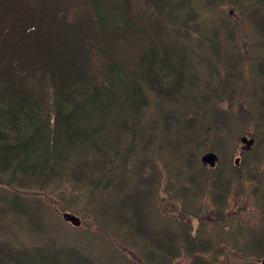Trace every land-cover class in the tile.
<instances>
[{"label":"trees","instance_id":"16d2710c","mask_svg":"<svg viewBox=\"0 0 264 264\" xmlns=\"http://www.w3.org/2000/svg\"><path fill=\"white\" fill-rule=\"evenodd\" d=\"M257 50L264 0H0V264H220L241 250L236 174L200 158L236 140L225 119L248 125L228 79L264 68ZM198 69L227 115L196 99Z\"/></svg>","mask_w":264,"mask_h":264},{"label":"rangeland","instance_id":"374dc122","mask_svg":"<svg viewBox=\"0 0 264 264\" xmlns=\"http://www.w3.org/2000/svg\"><path fill=\"white\" fill-rule=\"evenodd\" d=\"M232 17L235 18L237 17V14L234 13L233 11H232ZM224 51L225 49L223 50V52ZM255 57L258 60H264V50H257L255 52ZM239 70L240 68H237L236 72H238ZM197 78L199 80V88L198 91H195L196 93L194 94L196 99L204 98L206 101L205 104H203V106L207 107V105L212 104L213 106L218 108L217 109L218 115H223V114L227 115L226 111H228L229 109L228 105L223 104L221 106L220 102H228V101H220L215 98L212 99L213 91L210 92V97L208 96L206 74L202 69L197 70ZM233 82H235V88L237 89L236 94L234 95L235 98L240 96L239 98L240 103L246 102L249 105L247 111H245V113L247 114L246 116L242 109H237L235 117L238 116L239 119L245 118L246 120V118L249 116L250 120H248L247 126H244L242 123H234V122H230L227 119L225 120L231 124L233 133L235 132L236 134L241 132L242 130H245L248 132H245L244 134L251 135L252 133L250 131H252L251 127L253 128V126L260 127L261 128L260 131L263 132L264 130V68L254 67L249 75L243 76L240 80H237L234 77H230L228 79V84L231 85ZM218 126L219 124L217 125V127ZM224 140L227 148L231 152L234 151V156L231 155L230 157H228V160H231L232 164H229L225 161L221 162L223 158L221 156L219 162L221 164L218 165L217 168L220 167L221 171L224 174H227L229 168L232 171L236 170L233 167V163L235 161V158L238 157V155H236L238 150H240V148L243 145L239 143V139L230 141L226 138ZM259 141L262 145V148L260 149V156L262 157V159H264V133L260 135ZM212 144H216V140H214ZM228 154L229 153L226 151V149L222 150V155L224 157H226ZM255 155H257V153H254L253 149L248 153H242L243 157L242 160H240V164L243 166L246 165L244 159L245 160H248L249 158L253 159ZM208 168L211 169V166H209ZM247 171L250 172V177L252 178V180L257 176L256 171L247 166L239 168L237 175L242 177L241 175L246 174ZM175 181H178V177L176 176H175ZM181 183L182 181L180 180V184ZM253 185L254 184L252 183V181L246 182L241 179H238V177L236 176L235 179L233 180V184L231 188L229 189L228 199H226V210L229 211L233 209L234 215L238 219V221H236L233 228V232H235V235L237 236L235 242H237L240 245V248L242 249L244 254L249 257L255 255H264V224H261L262 225L261 230L257 233V226L253 224V223H257V217H258L257 213L254 210L244 211L245 209L243 208V205H253L256 209H259L264 212V181L263 184H260L259 187L258 194L260 195L254 197L251 196ZM204 195H207L206 191L204 192ZM193 199L194 201H196L198 199V195L194 196ZM205 208L209 209V204H207V207ZM231 217L232 216L229 215L226 218H231ZM245 217H249V220L247 221ZM210 219L211 221H213L212 217H209V220ZM220 245H222L221 248H223L224 242ZM232 247L234 246L230 244L229 248ZM236 255L240 256L239 252H237ZM221 258L222 259L219 261L220 264L223 263L233 264L234 260L231 259H234V257L232 255L224 252V255L222 254ZM261 258H256L255 260H253V264H258V261L260 262V260H262ZM176 264H185V262L179 261Z\"/></svg>","mask_w":264,"mask_h":264},{"label":"water","instance_id":"95a60500","mask_svg":"<svg viewBox=\"0 0 264 264\" xmlns=\"http://www.w3.org/2000/svg\"><path fill=\"white\" fill-rule=\"evenodd\" d=\"M249 144V143H248ZM202 162L211 166V167H214L215 166V162L217 161V157L214 155V154H206L202 157ZM65 218H67L68 221L72 222L73 224L75 225H79L80 222L78 219L72 217V216H67L65 215ZM261 264H264V261H262Z\"/></svg>","mask_w":264,"mask_h":264}]
</instances>
